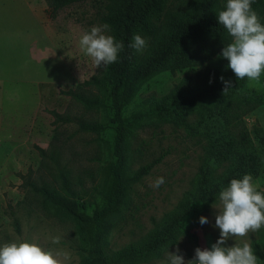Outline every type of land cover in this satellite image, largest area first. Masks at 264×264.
Returning <instances> with one entry per match:
<instances>
[{"label":"rangeland","instance_id":"1","mask_svg":"<svg viewBox=\"0 0 264 264\" xmlns=\"http://www.w3.org/2000/svg\"><path fill=\"white\" fill-rule=\"evenodd\" d=\"M170 1L172 7L178 2ZM104 13V3L87 1L65 7L50 19L44 0H0V245L22 239L46 250L64 248L72 253V264H82V257L89 256L91 228L78 226L43 200L30 184L58 189L59 174H67L73 189L86 202L89 215L109 196L113 179L109 166L116 160L109 104L104 100L98 111L90 110L62 93L100 76L107 68H96L79 47L83 31L102 25L100 17ZM257 14L264 24V9ZM106 34L114 37L111 30ZM144 39L148 47L150 40ZM147 47L138 54L143 56ZM220 53L202 66L159 73L144 82L124 107V173L129 177L142 167L151 168L127 186L122 204L108 219L107 257L145 242L181 202L190 201L203 172L210 170L218 178L231 165V161L217 160L210 153L204 112L194 110L180 119L166 108L176 87L186 79L195 86L203 83L206 71L211 70L231 81L232 89L223 94V84L221 96L224 104L244 110L237 129L243 127L251 139L254 130L264 132V73L259 81L236 80ZM50 111L74 120L96 121L106 128L96 134L80 130L76 121L55 125ZM251 142L255 148V142ZM52 146L55 161L46 160V167L36 147L50 151ZM251 176L264 191V173ZM157 177L165 182L153 188ZM218 208L219 197L203 203L174 242L132 264H161L167 251L177 248L185 260L194 257L196 248L210 249L219 239V229L215 228ZM201 216L209 223L201 225ZM54 236L61 237L59 245L51 243ZM249 239L252 247L257 244L260 248L258 264H264V227L248 237L230 239L226 246Z\"/></svg>","mask_w":264,"mask_h":264},{"label":"trees","instance_id":"2","mask_svg":"<svg viewBox=\"0 0 264 264\" xmlns=\"http://www.w3.org/2000/svg\"><path fill=\"white\" fill-rule=\"evenodd\" d=\"M50 19L56 18L58 11L76 3L100 1L104 3L105 13L100 17L103 24L110 25L114 38L123 42L124 49L117 62L108 65L100 76L78 85L75 89L62 92L81 104L84 108L98 111L107 100L111 115L109 122L114 126L113 153L115 162L109 166L112 188L105 204L94 209L89 215L86 202L73 189L67 174H59V188L36 186L32 190L40 194L47 203L62 211L78 226L87 225L92 230V246L88 257H82V264L135 263L146 260L160 249L172 243L183 229L193 212L203 203L212 202L219 197L231 179L242 178L244 174L264 173V132L254 130L251 137L243 127L244 110L224 104L221 90L223 82L217 72L207 70L203 83L193 85L190 78L176 87L167 109L171 115L180 119L194 110L206 116V134L210 153L217 160L231 161L223 176L214 177L210 170L202 173L196 192L190 201L181 202L177 209L168 215L164 222L155 227L146 241L131 245L107 257L104 250L108 232V219L123 202L127 186L148 174L151 165L142 167L127 177L124 173V145L127 134L123 109L131 102L141 85L162 72H174L185 68L204 65L217 54L224 45L231 42L223 26L217 22L216 14L224 10L227 0H178L172 7L170 0H44ZM221 1L225 2L224 5ZM252 8L258 12L264 9V0H254ZM149 39V45L140 56L129 45L134 35ZM55 125L77 122L82 131L100 133L106 125L96 121L74 120L66 114L50 111ZM209 123V124H208ZM241 127V126H240ZM239 127V128H240ZM209 130V131H207ZM211 133L215 135H211ZM57 136H54L56 139ZM254 141L256 147H252ZM42 165L46 160L55 161V147L50 151L36 147ZM15 227L18 230L17 222ZM193 238L196 236L193 235ZM254 253L261 259L260 248L253 246Z\"/></svg>","mask_w":264,"mask_h":264},{"label":"clouds","instance_id":"3","mask_svg":"<svg viewBox=\"0 0 264 264\" xmlns=\"http://www.w3.org/2000/svg\"><path fill=\"white\" fill-rule=\"evenodd\" d=\"M253 2L227 0L224 10L216 14L218 24L231 37V42L223 46L220 57L227 60V68L236 80L259 81L264 73V24L252 8ZM110 30V25L105 23L92 26L80 36L79 47L96 68L117 62L124 49L123 42L106 34ZM132 41L129 46L137 53H142L147 47V41L138 34L132 37ZM220 79L224 84L223 94L232 89L231 81ZM164 182L163 177H157L151 187L159 188ZM216 213L215 228L219 229V239L210 249L196 248L190 260H185L178 248L175 252L167 251L161 264H258L250 239L242 244L226 246L230 239L248 237L250 232L264 227V191L259 189L250 174L231 179L220 191ZM199 223L204 225L209 221L201 216ZM50 241L59 245L61 237H50ZM72 259V253L67 249L46 250L37 243L22 239L0 245V264H72Z\"/></svg>","mask_w":264,"mask_h":264}]
</instances>
